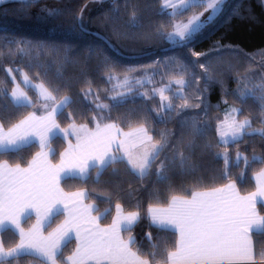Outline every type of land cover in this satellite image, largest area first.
<instances>
[{
  "label": "trees",
  "instance_id": "trees-1",
  "mask_svg": "<svg viewBox=\"0 0 264 264\" xmlns=\"http://www.w3.org/2000/svg\"><path fill=\"white\" fill-rule=\"evenodd\" d=\"M89 1L0 2V123L9 128L32 110V106L19 109L12 106L9 99L12 83L7 74L11 69L15 75L22 71L32 82L45 83L56 101L65 96L70 98V105L56 116L62 128L73 122L89 129L96 122H112L122 129L143 126L153 144L163 145L159 158L144 178L138 177L123 160L108 167L98 182L97 173L92 170L85 179L65 177L59 184L64 191L84 190L85 199L96 209L93 212L103 216L101 224L111 222L117 204L124 212H139L138 222L131 231L123 230L122 236L135 239L130 247L142 259L162 264L166 252L175 249L176 234L150 223L147 215L150 206H163L174 195L188 197L194 191L217 188L228 182H233L240 194H246L254 188L252 175L264 168L261 134L264 106L259 103L258 87L264 86V0H229L216 22L186 47L170 46L161 34L168 33L172 18L162 11L159 0H111L88 14L83 11L84 27L79 23V15ZM194 52L200 55H193ZM112 75L147 76L151 81L143 95L113 100L115 88L113 80L108 79ZM181 78L185 81L183 86L176 83ZM152 88L164 89L168 100L163 103L171 102L173 110L160 109L161 102ZM26 91L33 105L37 104L35 94ZM246 92L254 97H246L242 102L240 97ZM85 93H90L87 98ZM180 97L187 98V107H182L185 100ZM96 104L108 107L98 112ZM226 105L240 109L236 118L251 121L247 130L259 132L221 145L217 123ZM197 128L202 131L196 132ZM48 147L51 159L57 160L65 140L54 136ZM38 150L39 146L31 143L19 151L0 154V162L24 166ZM179 152L186 158L184 167L179 165ZM224 152L229 157L227 176ZM237 153L247 157V165L235 162ZM157 172L165 178L159 179ZM258 211L264 214L260 206ZM61 218L62 215L55 216L51 227L45 230L57 225ZM29 222L27 219L23 224ZM1 238L10 244L15 241L6 231ZM252 240L255 260L264 262L259 256L264 252V234L253 235ZM151 244L157 245L156 261L147 255L153 251ZM73 248V240L61 247L58 264H65ZM5 264H38V261L21 256L6 260Z\"/></svg>",
  "mask_w": 264,
  "mask_h": 264
},
{
  "label": "snow or ice",
  "instance_id": "snow-or-ice-1",
  "mask_svg": "<svg viewBox=\"0 0 264 264\" xmlns=\"http://www.w3.org/2000/svg\"><path fill=\"white\" fill-rule=\"evenodd\" d=\"M224 2L225 0H176V2L164 0L165 8L171 7L177 10L173 15L182 14L196 7H204L205 11L211 9V12L203 20L200 19L203 13L193 15L187 22L173 24L172 32L161 34L170 43L180 47L188 46L216 20ZM52 14L50 10L49 15ZM20 51L21 53L24 51L22 47ZM193 55L200 54L194 52ZM200 67L208 71L205 65L201 64ZM12 71L9 69V75ZM21 75L25 86L36 90L38 99L52 103L51 106L48 103L44 104V107L49 109L45 116L37 117L35 113H30L7 131L3 123H0V154L23 149L32 143V137H39L42 149L47 147L50 138L58 134L55 131L59 129L56 123L57 114L71 103L67 96L56 103V96L45 83L33 85L27 74L21 73ZM15 79L13 76V83ZM108 79L117 80V87L122 89L130 84L128 77L119 81L115 75H112ZM176 83L183 86L185 81L181 78ZM258 87L261 91L259 103L264 106V86ZM128 91L131 89L129 88ZM159 93L162 101L160 109L173 110L171 102L163 103L168 100L164 95V89H160ZM89 94L85 93L86 98ZM4 95L8 94L4 93ZM117 96L123 98L125 92H118L112 99L116 100ZM249 96L254 97V94L246 92L240 99L243 102ZM10 98L14 108L33 106V101L19 85L12 89ZM180 98L185 100L182 107H187V98ZM96 99L99 97L97 96ZM107 107L108 105L96 104L98 112ZM239 112L240 109H231V112L226 114L225 121L218 125L217 133L221 135V145H227L230 141H239L251 127V121L247 119L237 121L231 115ZM229 117H231L230 122ZM102 119L101 116L100 120ZM93 120L96 121L97 117L94 116ZM225 124L226 128L222 131V126ZM69 127L72 130L64 131V138L75 136L77 143L74 147L70 144L69 149L61 154L58 165L51 164L48 153L44 151L37 153L26 167L20 164L10 167L6 161L0 163V233L12 228L19 236V243L7 251L3 241H0V264H5L8 258L19 259L21 256L36 258L38 264H57L62 242L70 239L72 232H75L79 243L72 256L68 257V264H89L90 261H94L95 264H150L149 259H142L138 252L131 250L130 245L135 244L133 237L125 241L120 236L122 229L131 231L140 219L139 212L124 215L121 206L117 204V217L107 228H101L99 221L103 216L92 217L91 213L96 209L82 204V197L85 194L76 192L67 195L60 189L59 183L65 177L85 179L92 170L96 171L98 182L108 167L123 161L126 157L131 170L138 177L144 178L152 164L159 158L163 145L158 147L159 142L152 144L151 151L146 150L142 157L134 160L131 151L125 152L124 156H117L114 153L123 151L125 145L133 138L141 144L144 143L145 138L151 142L153 138L147 134L143 126L128 133H124L114 123L101 126L97 122L93 131H89L83 124L77 129L75 122ZM200 131L202 130L196 129V132ZM224 137H229L230 140ZM178 156L180 167H184L186 164L184 153L179 152ZM236 158L240 161L241 154L237 153ZM243 160L247 165V157H243ZM224 163L225 176H227L229 165L227 155L224 156ZM164 168L165 164L162 162L160 169ZM259 175L264 176V171ZM157 177L165 178L161 172H157ZM257 197H264V185H261L257 192L241 196L235 184L229 183L210 191H194L190 197L174 195L167 208L150 207L148 213L153 226L162 230L171 227L178 234L175 250L166 252L162 264H255L256 253L252 237L256 234H264V215L256 211ZM33 214L37 218L36 224L25 233L21 223L30 219ZM57 215H66L65 221L47 237H42L41 230L51 227ZM147 239L151 242V234H148ZM151 247L153 251L147 255L152 261H156L157 245L151 244ZM259 256L264 261V252H260Z\"/></svg>",
  "mask_w": 264,
  "mask_h": 264
},
{
  "label": "crops",
  "instance_id": "crops-1",
  "mask_svg": "<svg viewBox=\"0 0 264 264\" xmlns=\"http://www.w3.org/2000/svg\"><path fill=\"white\" fill-rule=\"evenodd\" d=\"M21 73H23V72L20 71V72L18 73V75H15V74H13V73H11V75H9V70H7V74H8V76H9L11 82H12V87H11V90L9 91V99H10V101H11L10 93H11L12 89H13L14 87H16V85H19L20 88H22V89L25 91V93L27 94L28 97H29V95H28V93H27L26 90H27V89L31 90V91L35 94L38 103L35 104V105H33V106H32V110H31L28 114H26L25 116H23L20 120H22V119H24L25 117H27L30 113H35L37 117L45 116V115L47 114V112H48L49 109L45 108V107H44V104H45V103H48V104L51 106V103H52V102H47V101H43V100L38 99V95H37L36 90H34V89H32V88H29V87H26V86H25V84H24V82H23V76L21 75ZM13 76H15V78H16V79H15V83H13V81H12V77H13ZM31 83H32L33 85L39 84V83H34V82H31ZM29 98H30V97H29ZM30 99H31V98H30ZM58 102H59V100L56 101V103H58ZM20 120H19L18 122H16L15 124L19 123ZM56 123H57V122H56ZM108 123H112V122H108ZM15 124H13V125H15ZM103 124H106V123H103ZM103 124L101 123V126H103ZM13 125H12V126H13ZM115 125H116V124H115ZM12 126H10V127H12ZM69 126H70V125H68V126H66V127H63V128L59 126V129H58V130H55V131H57L58 134H57V135H54V136H59V137L64 138L63 132H64V131H71V130H72ZM79 126H80V125H76L77 129L79 128ZM10 127H9V128H10ZM117 127H118L119 129H121L124 133H128V132H130V131H133V130L136 129V128H139L140 126H136V127H132V128H128V129H122V128L119 127V126H117ZM87 128H88V127H87ZM95 128H96V126H94V127L91 128V129L88 128V130H89V131H93V130H95ZM4 129H5V128H4ZM7 129H8V128H6L5 131H7ZM147 134H148V133H147ZM54 136H52V137H54ZM52 137H51V138H52ZM51 138H50V139H51ZM64 139H65V138H64ZM32 143L37 144V145L39 146V150L33 155V157L30 159L29 162H31V160L36 156L37 153H39V152H41V151H44V152H47V153H48V160H49V162H50L51 164H53V165H58V164L60 163L61 154H62V153H65L66 150L69 149L70 144H71L72 147H74V146L76 145V143H77V139H76L75 136H69L68 139H65V147H64L63 150L59 153V156H58L57 160H52V159H51V150L48 148V145H47V147H45V148H43V149L41 148L39 137H32ZM133 143L135 144L134 147H133ZM145 144L148 145V151H151V146H152V144H153L152 141L149 142V141H147V139L145 138L144 143L141 144V143H139L138 140H136V138H133L132 141H129V143L125 145V149H124L123 151H121V152H117V153H114V154L117 155V156H124V155H125V152H127V151H131V153L133 154V150H134V148H137V147L142 146V145H145ZM124 160L127 162V157H126ZM29 162H28V163H29ZM0 163H4V162H0ZM28 163H27L26 165L22 166V167H26V166L28 165ZM8 166H10V167H15V165H9V164H8ZM129 166H130V165H129ZM130 167H131V166H130ZM262 171H264V168L261 169V170H259V171H257V172H255V173L252 175V178H251V179H252L253 186H254L253 190H252L251 192H249V193H246V194H240V193H239L241 196H248V195H250V194H252V193H254V192H257V191H258V188H259L261 185H264V176L259 175ZM77 178H79V177H77ZM229 183H233V182H228V183H226V184H229ZM226 184H224V185H226ZM233 184H234V183H233ZM224 185H222V186H220V187H223ZM59 187H60V189H61L65 194H67V195H71V194L76 193V192H83V193L85 194V191L82 190V189L74 190V191H64V190L61 188L60 184H59ZM220 187H217V188H220ZM236 189H237V188H236ZM210 190H211V189H209V190H201V191H197V192L210 191ZM178 197H179V196H178ZM188 197H190V196H188ZM85 198H86V194L84 195V197H82V204H83L85 207H87V206H91V207L94 208L93 204L90 203L89 201H87ZM170 200H171V199H170ZM170 200H169V202H170ZM169 202H168L166 205H163V206H150V207H151V208H160V209L167 208ZM259 206L262 207V208H264V197H257V200H256V211H257L260 215H264L263 213H260V212L258 211V207H259ZM61 207H62V206H61ZM150 207H149V208H150ZM149 208H148V209H149ZM121 210H122V209H121ZM128 213H130V212H124V211L122 210V214L126 215V214H128ZM91 215H92V217H101L100 214L98 215V214H95L94 212H92ZM117 215H118V213H117V208L115 207V210H114V213H113V217H112L111 222H110L109 224L105 225V224H101L100 221H99L100 227H101V228H107L109 225L112 224L113 220L117 217ZM147 215H148L149 221H150V223H151V220H150V217H149L148 210H147ZM65 219H66V215H62L61 221H60L57 225H55L54 227L50 228L49 230L42 229L40 235H41L42 237H47V236L49 235V233L54 232L55 229L65 221ZM36 221H37V218H36L35 214L32 215V217L30 218V222H29L27 225L23 224V221H22V223H21V227L24 229L25 233H27V232L33 227V225L36 224ZM151 224H152V223H151ZM167 230L174 232V233L176 234V240L178 239V234H177L173 229H171V227H169ZM5 231L8 233V235L12 234V235L15 237V241H14L13 243L10 244L9 242H6V241L2 240V238H1V233H0V241H3V243H4V245H5V250L7 251V249H9V248H13V247L16 246V244L19 243V236L15 233V230L12 229V228H8V229H6ZM122 231H123V229L120 231V236H121V238H122L123 240L127 241L126 238H123V236H122ZM70 235H71V238H70V239H66L65 241L62 242V246H63L68 240H73V241H74V248H73V251L71 252V254H69V255L65 258V264H68V257L72 256V254L75 252V250H76V248H77V246H78V243H79L78 240L76 239V234H75V232H72ZM62 246H61V247H62ZM131 250H132V249H131ZM174 250H175V249H174ZM174 250H173V251H174ZM132 251H133V250H132ZM9 259H12V258H8L7 260H9ZM57 264H58V262H57ZM89 264H95V262H94V261H90ZM255 264H264V262H259V261H256V260H255Z\"/></svg>",
  "mask_w": 264,
  "mask_h": 264
},
{
  "label": "rangeland",
  "instance_id": "rangeland-1",
  "mask_svg": "<svg viewBox=\"0 0 264 264\" xmlns=\"http://www.w3.org/2000/svg\"><path fill=\"white\" fill-rule=\"evenodd\" d=\"M3 1H10V0H0V2H3ZM160 1V5H161V8H162V11L165 12L167 15H169L171 18H172V21H171V26L173 24H176V23H181V22H187L188 19H190L193 15H199L200 13H203V16L200 17L201 20L205 19L211 12V9H208L207 11H205L204 7H196V8H192L190 10H187V11H184L182 14H177V15H173L174 12H176L177 10H174L173 8L169 7V8H165L164 7V0H159ZM229 0H225L224 2V5L222 6V11L221 13L218 15V17L216 18V20L220 17V15L222 14V12L225 10L226 6H227V3H228ZM111 2V0H90L88 2V5L87 7L85 8V10H82L80 15H79V23L80 25L84 26L85 27V18L83 17V15L85 16V12L88 14L90 12H93L94 10H96L97 8H101V7H104L106 3H109ZM173 2H176V0H173ZM83 11H85L83 13ZM216 20L213 22L215 23ZM212 23V24H213ZM173 31V28L170 27V30L168 31L169 32H172ZM169 45L170 46H178L177 44H174V43H170L168 41ZM264 54V52H263ZM261 56V55H260ZM125 77H128L129 80H130V84L128 85H125L122 88H119L117 87V80H113V86L115 88L114 90V96L117 95L118 92L120 91H124L125 92V95H135V96H141L144 94V92L146 91V87L148 85V83H150V78L147 77V76H139V77H131V76H125ZM125 77H122V78H118L119 81H123L125 79ZM131 89V91H128V89ZM148 89V88H147ZM155 88H152V92L154 94H156L158 96V99L159 101L162 103L161 101V97H160V93H159V88L155 89L156 91L154 92ZM119 97V96H117ZM233 108H236L238 109L237 107L233 106V105H226V106H223L222 109H221V118L220 120L218 121L217 123V127L218 125H221V122H224L225 121V117H226V114L230 113L231 112V109ZM232 116L235 117V119L237 121H243L245 119L248 120V118H243V119H238L236 118V115L237 113H232L231 114ZM21 119V118H20ZM19 119V120H20ZM18 120V121H19ZM231 120V117H229V122ZM17 121V122H18ZM97 123V122H96ZM15 124V123H14ZM224 128H226V124L222 126V131L224 130ZM254 132H259V130H253V129H249V130H246V133H254ZM217 138H218V141L220 142L221 140V135L217 133ZM224 139H229V137H224ZM231 143V141L229 142ZM148 150V145H142V146H139L137 148H134L133 150V154H132V158L134 160H136L137 158H140L144 155L145 151ZM226 155V153H222V156L224 157ZM236 157H237V154H236ZM242 157V156H241ZM125 161V160H124ZM242 161V165L245 163L243 158L240 160ZM126 162V161H125ZM235 162H239L237 161V158H235ZM127 163V162H126ZM129 165V164H128ZM130 167V166H129ZM131 168V167H130Z\"/></svg>",
  "mask_w": 264,
  "mask_h": 264
}]
</instances>
